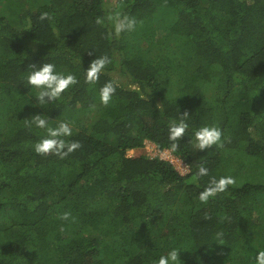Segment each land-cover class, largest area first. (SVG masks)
Listing matches in <instances>:
<instances>
[{"label":"trees","instance_id":"obj_1","mask_svg":"<svg viewBox=\"0 0 264 264\" xmlns=\"http://www.w3.org/2000/svg\"><path fill=\"white\" fill-rule=\"evenodd\" d=\"M115 12L135 28L115 34ZM102 55L98 79L85 81ZM41 62L78 82L38 107L26 76ZM108 81L116 91L104 105ZM73 111H91L89 130L70 124ZM185 111L173 152L168 124ZM36 113L67 121L65 139L80 147L35 153L45 134L27 123ZM203 125L221 129L219 145L189 142ZM145 141L186 173L127 155ZM200 165L208 175L196 178ZM225 175V191L198 198ZM171 247L179 264H254L264 247V0H0V264H153Z\"/></svg>","mask_w":264,"mask_h":264},{"label":"clouds","instance_id":"obj_2","mask_svg":"<svg viewBox=\"0 0 264 264\" xmlns=\"http://www.w3.org/2000/svg\"><path fill=\"white\" fill-rule=\"evenodd\" d=\"M47 12H42L41 19L48 17ZM107 19L112 23L113 31L119 35L122 32L132 31L137 21L134 17H129L127 14L120 12L110 13ZM97 24H102L104 21L98 17L95 21ZM109 62L107 56H96L87 69H83L84 78L87 82H95L99 74ZM30 71L26 76L28 86L36 90L35 100L38 107H43L46 103L59 99L67 89L77 84V77L71 72H63L57 70V66L51 62H41L38 64L29 65ZM116 91V85L113 81H108L99 88L98 97L101 104L107 105L113 98ZM188 112L185 111L177 120L170 121L168 124V139L172 141L170 148L175 151L178 147L176 143L183 135L189 125L187 123ZM52 118L46 113H36L30 115V120H27L29 126H34L36 129L44 130L42 135L33 145V151L37 154L52 155L63 158L69 153L80 147L78 141L67 140L65 138L72 135L73 129L65 120L57 121L53 126L49 123ZM222 132L219 127L213 125H203L193 130L189 142L193 143L196 149H205L213 145L221 143ZM208 175V169L200 165L196 173V178ZM234 183L231 176L211 177L208 184L202 191L199 192L198 198L201 201H207L210 197L218 192H223L226 188ZM68 214L64 217L67 219ZM217 233V236H220ZM180 250L176 247H171L166 251V254H161L153 261V264H179ZM254 264H264V247H258L253 258Z\"/></svg>","mask_w":264,"mask_h":264},{"label":"rangeland","instance_id":"obj_3","mask_svg":"<svg viewBox=\"0 0 264 264\" xmlns=\"http://www.w3.org/2000/svg\"><path fill=\"white\" fill-rule=\"evenodd\" d=\"M17 3V2H16ZM2 11L5 12V8H2ZM12 19H15V16L11 14ZM176 40V39H175ZM213 94L215 96H220V93L218 91H214ZM96 105V104H94ZM93 105V106H94ZM91 111H86L83 114H80L78 111H73L72 115L69 117V122L72 125H77V126H86L87 125V130H89V121H90V116ZM81 120V121H78ZM127 155H133L135 153H141L144 154L145 156L149 158L153 157H158L161 159L168 160L171 165L181 174L186 173L187 171V166L185 165L184 162H182L178 157H176L170 150H160L158 149L152 142H145L142 147L138 149H133V150H127ZM249 164V163H247Z\"/></svg>","mask_w":264,"mask_h":264},{"label":"built area","instance_id":"obj_4","mask_svg":"<svg viewBox=\"0 0 264 264\" xmlns=\"http://www.w3.org/2000/svg\"><path fill=\"white\" fill-rule=\"evenodd\" d=\"M145 142H149V141H145ZM145 142H144V143H145ZM153 144H154V143H153ZM154 145H155V144H154ZM155 146H156V145H155ZM158 149H159V148H158ZM160 150H166V149H160ZM167 150H169V149H167ZM160 159H161V158H160Z\"/></svg>","mask_w":264,"mask_h":264}]
</instances>
